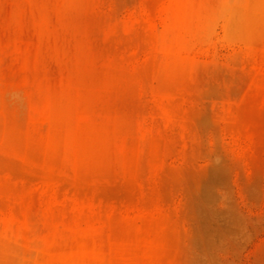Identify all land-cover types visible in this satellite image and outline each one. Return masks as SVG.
<instances>
[{"label": "rangeland", "instance_id": "374dc122", "mask_svg": "<svg viewBox=\"0 0 264 264\" xmlns=\"http://www.w3.org/2000/svg\"><path fill=\"white\" fill-rule=\"evenodd\" d=\"M0 264H264V0H0Z\"/></svg>", "mask_w": 264, "mask_h": 264}]
</instances>
